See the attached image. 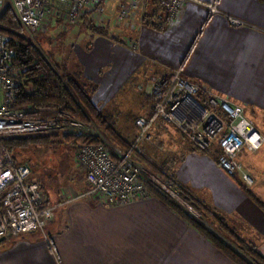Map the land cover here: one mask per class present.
Returning a JSON list of instances; mask_svg holds the SVG:
<instances>
[{"label":"crops","instance_id":"1","mask_svg":"<svg viewBox=\"0 0 264 264\" xmlns=\"http://www.w3.org/2000/svg\"><path fill=\"white\" fill-rule=\"evenodd\" d=\"M214 1L185 0L161 30L140 19L132 32L118 29L120 39L108 30L107 37L85 31L88 39L73 44L65 69L97 86L92 102L112 118L136 100L131 92H137L140 78L181 69L187 79L242 106L264 136V0H217L219 12L210 14ZM231 17L243 24H232ZM204 94L202 89L200 97ZM136 111L126 121L116 119L118 131L134 137V119L152 117L153 141L141 145L143 153L162 151L178 185L217 210L264 255V208L226 175L215 156L196 150L176 127L153 118L152 109ZM263 146L243 151L239 159L254 178L249 190L264 206ZM79 183L85 186V179ZM39 184L43 203L56 206L48 239L37 230L9 237L0 245V264H234L159 198L112 205L89 188L70 186L65 199L47 197Z\"/></svg>","mask_w":264,"mask_h":264},{"label":"built area","instance_id":"2","mask_svg":"<svg viewBox=\"0 0 264 264\" xmlns=\"http://www.w3.org/2000/svg\"><path fill=\"white\" fill-rule=\"evenodd\" d=\"M121 8L119 19L128 10L137 7L136 0H128ZM185 0H159L165 13L172 18ZM9 2L13 12L28 31L40 27L45 18L62 11L70 23L78 21L82 11L99 7L101 0H0ZM210 14L219 12L218 1L208 7ZM157 12L152 7L146 11L147 19L156 21ZM234 25L239 19L230 18ZM19 67L12 61L6 47V37L0 32V138L20 134L64 133L89 134L92 142H74L77 161L85 168L88 193L98 195L112 205L128 204L149 197L141 167L133 160L137 146L148 138L152 117H138L136 138L128 150H110L103 136L90 126L68 115L29 117L33 108H13L16 98ZM148 93L153 101V118L176 127L198 151L215 156L218 166L230 178L239 179L247 187L254 184L253 176L241 163L243 151H257L264 144V136L246 117L240 105L232 104L226 97L216 95L183 76L181 69L170 75L150 74ZM205 91L201 98V90ZM55 205H45L40 184L32 178V168L27 162H18L0 141V238H18L39 231L48 239L44 229L54 215Z\"/></svg>","mask_w":264,"mask_h":264},{"label":"trees","instance_id":"3","mask_svg":"<svg viewBox=\"0 0 264 264\" xmlns=\"http://www.w3.org/2000/svg\"><path fill=\"white\" fill-rule=\"evenodd\" d=\"M102 1L104 0H101V4ZM148 1L147 11L152 7V10L157 12L156 21H149L146 13L141 17V21L161 30L170 18L160 5L159 0ZM86 27L94 35L109 36L105 28L91 21ZM0 32L6 37V47L11 52L12 61L21 69L16 77V98L12 104L13 108H33L34 111L27 114L29 117H51L57 114H68L85 124L96 125L105 139L116 146L115 148L118 147L117 149L121 150L130 148L132 143L120 134L111 115L103 114L92 102L91 96L96 91L97 86L89 79H82L77 74H71L66 69L51 64L42 56L34 45L26 40L24 29L9 4L5 5L0 13ZM115 41L119 40L115 39ZM192 47L189 48L188 53ZM56 135L52 132L20 134L0 138V141L10 150L13 157L21 162L16 158V151L20 147L29 143L52 142L51 137ZM63 138L73 142H92V137L89 134L65 133ZM236 181L249 197L264 208L263 204L255 198L246 185L239 179ZM146 185L160 200L209 240L218 251L234 264H264V255L256 246L240 239L235 231L228 226L223 216L213 207L203 204L186 189L178 187V196L201 216L207 218L213 226L212 229L199 218L190 214L170 194L164 190L153 188L154 186L152 187L150 182H147Z\"/></svg>","mask_w":264,"mask_h":264},{"label":"rangeland","instance_id":"4","mask_svg":"<svg viewBox=\"0 0 264 264\" xmlns=\"http://www.w3.org/2000/svg\"><path fill=\"white\" fill-rule=\"evenodd\" d=\"M136 1L137 7L134 10H128L126 12V17H124L123 19H119L118 14L121 8L128 4V0H104L98 8L89 7L82 11L78 17V21H76L75 23L69 22L66 13L62 11H56L54 14L46 17L44 23L40 27L32 31H28L22 26L24 29V36L26 40L32 43L34 47L39 51V53L42 54V56H44L51 64H55L58 67H62L63 69H65V65L66 63H68V59L72 57L73 44H83L88 39L85 35V31H90L86 27L88 22L91 21L96 25L102 26L109 31V35L118 38L121 36V34H119L117 31L118 29H123L127 33H129L130 31L132 32L135 25L146 13V7L147 5H149L148 0ZM7 4H9V2H4L1 11ZM20 70L21 69L19 67V73ZM147 79L148 76L146 77V79L145 77L140 78L141 82L140 85H138L137 92L135 94L134 91L131 92L132 97H134V95L135 97L137 96L136 100H129V102H127V105L122 108L121 112L116 113L119 115V117L112 118L113 122H115V126L116 119L118 120V118L119 120L126 121L127 119H129V116L136 110L139 111V109L147 108V110L149 111V109L153 108V101L147 89ZM121 96L122 94L119 95L116 99L120 98ZM116 103L118 102L113 101L112 105H119ZM135 120L136 118L134 119V122ZM87 125L90 126V131L97 130L103 136L96 125L92 123ZM64 132L66 131L59 130L56 132H52L53 134H57L56 136L51 137L52 142L29 143L26 146L20 147L18 151H16V158L21 160V162H27L31 165L32 178L35 179L38 183H41L42 190L43 192H45L47 197L48 195L53 196L55 194H59L60 198L65 199L68 193L67 189L70 186L81 189L89 188L86 181L85 186L87 187H85L84 185L80 186L79 183V179H85V168L77 161L76 158L77 150L75 147V143L80 141H76L74 143L73 141L63 138V135L65 134ZM120 134L130 143L133 142L137 135L136 133L134 137L131 135L129 136V132H120ZM152 137V133L148 132V138H144L143 142H141L140 145L137 146V149L134 152L135 158L133 157L135 160H137V164H139L142 169L145 184H147V182H150L152 184V187L154 186L153 188L159 189L161 191L164 190L165 192L170 194L178 203H180L190 214L199 218L205 225L213 229V226L209 223L207 218L201 216L186 202L185 203L187 205H184L181 202L182 199L178 196L177 193L179 185L174 179L172 172L173 166L169 160H166L167 158L164 157L162 151H159V153H154V149H152L153 151L151 150V152L147 150V152H150V154L154 153L151 156L150 154L148 155L143 153L144 151H142L141 145L144 143L146 144V142L148 143L149 141H153ZM103 138L105 139L104 136ZM105 141L110 150H113V148L116 147L107 139H105ZM168 151H170V149H168L167 152ZM146 188L149 192V197L154 196L158 198L155 193L148 187V185H146ZM177 197L181 200H178ZM202 203L206 204L204 202ZM206 205L208 206V204ZM188 207H190V209ZM48 226L49 221L46 222V225L44 227L46 232L48 231ZM235 233L240 239L244 240L243 237H240L237 232ZM9 242L10 238L8 237L4 241L0 242V245H6Z\"/></svg>","mask_w":264,"mask_h":264},{"label":"water","instance_id":"5","mask_svg":"<svg viewBox=\"0 0 264 264\" xmlns=\"http://www.w3.org/2000/svg\"><path fill=\"white\" fill-rule=\"evenodd\" d=\"M177 198H178V197H177ZM178 200H181V199L178 198ZM181 202H182L184 205H187V204H186L185 202H183L182 200H181ZM188 208L190 209V207H188ZM4 239H5L4 237L0 238V242H2Z\"/></svg>","mask_w":264,"mask_h":264}]
</instances>
